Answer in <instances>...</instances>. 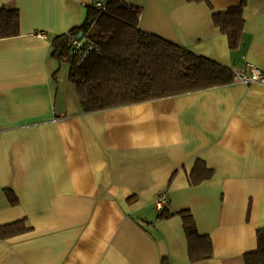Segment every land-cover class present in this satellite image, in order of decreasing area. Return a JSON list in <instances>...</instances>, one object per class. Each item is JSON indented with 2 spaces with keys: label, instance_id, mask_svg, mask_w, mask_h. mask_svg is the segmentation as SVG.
<instances>
[{
  "label": "crops",
  "instance_id": "crops-1",
  "mask_svg": "<svg viewBox=\"0 0 264 264\" xmlns=\"http://www.w3.org/2000/svg\"><path fill=\"white\" fill-rule=\"evenodd\" d=\"M110 0H0L20 34L0 39V225L30 231L0 240V264H244L264 229V86L228 85L85 113L51 40ZM138 27L232 72H264V0H248L230 50L211 9L195 0H127ZM213 12L238 0H208ZM43 33V35H39ZM200 160L213 176L191 186ZM18 200L11 205L5 191ZM188 211L212 243L191 263Z\"/></svg>",
  "mask_w": 264,
  "mask_h": 264
},
{
  "label": "trees",
  "instance_id": "trees-1",
  "mask_svg": "<svg viewBox=\"0 0 264 264\" xmlns=\"http://www.w3.org/2000/svg\"><path fill=\"white\" fill-rule=\"evenodd\" d=\"M212 11L215 28L225 35L230 50L239 47L243 27V10L248 0H238L236 7L225 12ZM102 11L93 5L86 11L84 23L51 40L52 57L69 66V80L74 85L85 113H96L162 98L207 90L234 82L229 68L138 27V11L127 0H110ZM17 10L0 9V39L20 34ZM83 34L82 44L94 49L80 62L72 52V41ZM213 171L197 160L188 174V182L196 186L209 180ZM11 205L18 203L6 190ZM158 220L175 215L182 219L189 262L212 257V243L200 235L188 211L169 213L165 207L157 211ZM25 220L0 225V240L30 231ZM164 264V262H163ZM244 264H264V229L257 231V249L244 255Z\"/></svg>",
  "mask_w": 264,
  "mask_h": 264
},
{
  "label": "built area",
  "instance_id": "built-area-1",
  "mask_svg": "<svg viewBox=\"0 0 264 264\" xmlns=\"http://www.w3.org/2000/svg\"><path fill=\"white\" fill-rule=\"evenodd\" d=\"M93 7L98 10L102 11L105 9V5L99 2H95ZM39 35H43V33H39ZM72 52L75 54L80 62H83L87 55L94 49L92 44L87 43L85 45L81 42H78L76 39H73L72 44ZM246 71L241 72H234V82L240 83L243 85H260L264 86V72L260 71L259 69L247 65ZM167 204V196L166 192L161 191L158 194V197L155 201V209L157 211L163 210V208Z\"/></svg>",
  "mask_w": 264,
  "mask_h": 264
},
{
  "label": "water",
  "instance_id": "water-1",
  "mask_svg": "<svg viewBox=\"0 0 264 264\" xmlns=\"http://www.w3.org/2000/svg\"><path fill=\"white\" fill-rule=\"evenodd\" d=\"M78 42H81L83 40V34H79L78 37L76 38Z\"/></svg>",
  "mask_w": 264,
  "mask_h": 264
}]
</instances>
